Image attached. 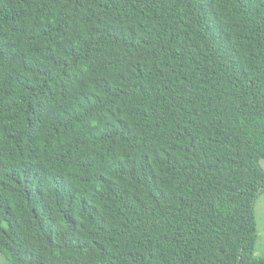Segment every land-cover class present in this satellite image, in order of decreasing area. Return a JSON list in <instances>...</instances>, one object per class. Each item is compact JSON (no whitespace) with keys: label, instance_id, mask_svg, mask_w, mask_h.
<instances>
[{"label":"trees","instance_id":"1","mask_svg":"<svg viewBox=\"0 0 264 264\" xmlns=\"http://www.w3.org/2000/svg\"><path fill=\"white\" fill-rule=\"evenodd\" d=\"M264 0H0L7 264H264Z\"/></svg>","mask_w":264,"mask_h":264},{"label":"rangeland","instance_id":"2","mask_svg":"<svg viewBox=\"0 0 264 264\" xmlns=\"http://www.w3.org/2000/svg\"><path fill=\"white\" fill-rule=\"evenodd\" d=\"M264 167V162L262 161ZM254 213L257 225V239L255 242V255L264 257V192L257 194L255 198ZM4 253L0 254V264H7Z\"/></svg>","mask_w":264,"mask_h":264}]
</instances>
